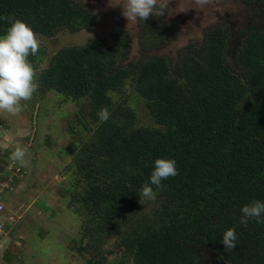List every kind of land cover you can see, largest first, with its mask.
<instances>
[{
  "label": "trees",
  "instance_id": "16d2710c",
  "mask_svg": "<svg viewBox=\"0 0 264 264\" xmlns=\"http://www.w3.org/2000/svg\"><path fill=\"white\" fill-rule=\"evenodd\" d=\"M241 1L264 14V0ZM0 17L21 19L45 39L98 23L82 0H0ZM142 23L138 59L130 58L128 35L114 29L110 40L62 48L40 77L43 88L87 101L77 119L88 136L74 149L76 186L84 185L75 196L85 210L82 239L94 246L127 224L121 264H204L211 255L223 264H264V225L242 224L240 211L264 200V27L239 33L233 64L227 26L210 27L201 45L172 61L154 53L175 37L172 25L153 15ZM8 26L0 19V34ZM129 89L155 126L139 125L124 98ZM102 107L111 113L106 122L97 116ZM158 157L175 159L178 175L153 186L156 206L144 213L138 195ZM232 227L237 247L226 250L222 235ZM68 247L88 251L76 240ZM23 254L11 241L0 259L11 264Z\"/></svg>",
  "mask_w": 264,
  "mask_h": 264
},
{
  "label": "rangeland",
  "instance_id": "374dc122",
  "mask_svg": "<svg viewBox=\"0 0 264 264\" xmlns=\"http://www.w3.org/2000/svg\"><path fill=\"white\" fill-rule=\"evenodd\" d=\"M82 1L97 14L98 23L77 33L62 30L51 38L37 36L39 55L32 64L36 90L31 99L21 101L20 112L0 111V125L5 135L0 138V152L6 161L4 173L8 174L12 166L11 175L15 179L13 188L4 193V204L22 218L11 239L23 241L24 247L20 248L24 254L11 264H89L91 259L102 264H121L125 252L119 244L127 232V224L118 232L102 236L94 246L89 238L82 239L86 218L81 213L85 210L75 196L84 194V185L76 186L77 180H81L74 162V149L79 139L88 136L77 119L79 113L86 112L87 101H74L43 88L40 77L62 48L84 46L92 40H110L114 29L128 35L130 58L138 59L143 23L124 16L126 0ZM161 5L164 13L159 15ZM153 16L173 27V40L154 52L172 61L177 60L183 48L201 45L205 32L220 25L227 26L231 33L233 43L229 55L235 64L239 33L248 27H264V14L259 7L241 0H159L157 14ZM114 98L118 100L117 96ZM124 98L136 108L139 125L155 126L144 101L135 91L129 89ZM18 146L23 148L25 156L13 160L11 153ZM155 206L154 201L145 200L141 204L142 212ZM72 240L88 251L79 253L69 248ZM0 264L10 263L1 259ZM204 264H211V259Z\"/></svg>",
  "mask_w": 264,
  "mask_h": 264
},
{
  "label": "clouds",
  "instance_id": "9594fccd",
  "mask_svg": "<svg viewBox=\"0 0 264 264\" xmlns=\"http://www.w3.org/2000/svg\"><path fill=\"white\" fill-rule=\"evenodd\" d=\"M159 0H126L123 14L128 20H147L151 15L157 14ZM159 15H162L161 5ZM8 20L9 26L3 34H0V111L16 114L21 111V101L32 98L36 83L33 66L28 57L38 52L37 36L28 23L16 17H0ZM99 121L109 120L111 113L107 107L98 110ZM25 156L22 147H16L11 153L13 160H21ZM175 159L158 157L153 161L152 171L139 192V202L145 200L154 201L155 188L162 186V181L178 175ZM241 223L255 221L264 225V200L256 199L244 204L241 209ZM222 243L226 250L237 247L238 235L235 227L227 229L222 235Z\"/></svg>",
  "mask_w": 264,
  "mask_h": 264
},
{
  "label": "built area",
  "instance_id": "2783aa9c",
  "mask_svg": "<svg viewBox=\"0 0 264 264\" xmlns=\"http://www.w3.org/2000/svg\"><path fill=\"white\" fill-rule=\"evenodd\" d=\"M4 136V131L0 125V138H5ZM8 170L9 172L6 174L4 173L5 170L0 169V253L12 241L11 234L14 232L15 225L22 219L13 210H8L4 204V193L13 188V183L15 182L14 176L11 175L13 167L10 166Z\"/></svg>",
  "mask_w": 264,
  "mask_h": 264
},
{
  "label": "flooded vegetation",
  "instance_id": "af4514ba",
  "mask_svg": "<svg viewBox=\"0 0 264 264\" xmlns=\"http://www.w3.org/2000/svg\"><path fill=\"white\" fill-rule=\"evenodd\" d=\"M209 259H211V264H223L216 256H210Z\"/></svg>",
  "mask_w": 264,
  "mask_h": 264
},
{
  "label": "crops",
  "instance_id": "0c3cea01",
  "mask_svg": "<svg viewBox=\"0 0 264 264\" xmlns=\"http://www.w3.org/2000/svg\"><path fill=\"white\" fill-rule=\"evenodd\" d=\"M17 224H18V222L16 223V225H15V229H16V226H17ZM15 229H14V231H15ZM22 241V240H21ZM20 240H15L14 242L16 243V245H18L19 247H24V246H22V244L21 243H23V241L21 242ZM1 260V259H0Z\"/></svg>",
  "mask_w": 264,
  "mask_h": 264
},
{
  "label": "water",
  "instance_id": "95a60500",
  "mask_svg": "<svg viewBox=\"0 0 264 264\" xmlns=\"http://www.w3.org/2000/svg\"><path fill=\"white\" fill-rule=\"evenodd\" d=\"M84 123L87 125L86 121H84Z\"/></svg>",
  "mask_w": 264,
  "mask_h": 264
}]
</instances>
